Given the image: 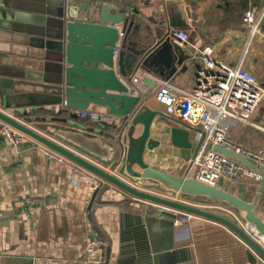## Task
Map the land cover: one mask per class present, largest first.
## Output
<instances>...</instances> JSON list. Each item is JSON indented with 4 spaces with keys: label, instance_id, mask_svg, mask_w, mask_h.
<instances>
[{
    "label": "water",
    "instance_id": "95a60500",
    "mask_svg": "<svg viewBox=\"0 0 264 264\" xmlns=\"http://www.w3.org/2000/svg\"><path fill=\"white\" fill-rule=\"evenodd\" d=\"M36 1L39 3L30 9L27 6H9L6 0H0V30L20 31L19 27L31 23L39 28L46 27L47 16L51 14L42 0ZM67 9L68 0H65V10L63 8L62 14L57 15L61 24L56 26L51 37H46L45 33L39 34L44 41L37 45L51 51L53 55L51 58L46 57V60L51 61H46L43 70L39 71L42 77L32 80L35 89L32 93H43L44 87L51 88L56 102L62 103L63 107L51 110L53 115L46 121L31 117L19 100L23 94L19 88L23 77L12 76L4 69L5 53L0 51V121L9 123L39 143L65 155L105 181L95 192L98 203L103 202L102 195L109 185H114L137 199L168 208V211L164 209L160 212L172 221L178 216L176 212L192 215L188 221L192 245L157 252H152V239L143 221L141 224L121 223V264H219L212 259L218 253H222L224 264H229L231 253L237 252H242L244 256L233 264H255L256 257L252 251L264 259V248L239 223L213 211L148 191L154 188L170 192L173 196L180 192L225 201L244 212L245 221L264 234V219L254 212L259 202L264 208L263 163L234 149L212 145L244 166L262 173L253 199L246 201L221 187L208 185L186 174L172 175L145 161L146 150L165 157L177 156L188 160L196 154L205 137L201 129L161 109L145 105L144 95L135 93L136 85L133 82L139 71L171 77L183 67L191 55L187 48L174 42L170 28L187 27L189 23L170 20L169 27L164 26L163 22L152 25L140 16L137 9L124 11L104 0L96 3L94 19L89 18L87 21L69 20L66 17ZM116 48L118 52H115ZM92 104L107 108L112 116L131 117L128 130L123 132L122 125L105 121H93L87 128L67 125L71 118L78 117L77 111L87 110ZM9 109H13L14 113H10ZM14 115L25 118L29 125L19 122L12 117ZM139 124L142 129L136 135ZM193 131L202 133L197 144L192 141ZM59 132L98 139L99 143L94 145L96 151L82 146L77 141L78 137L71 140ZM104 146L110 148L109 155L100 153ZM131 184H143L144 189ZM141 218L134 216V220ZM216 223L219 224L217 227L214 225Z\"/></svg>",
    "mask_w": 264,
    "mask_h": 264
},
{
    "label": "crops",
    "instance_id": "0c3cea01",
    "mask_svg": "<svg viewBox=\"0 0 264 264\" xmlns=\"http://www.w3.org/2000/svg\"><path fill=\"white\" fill-rule=\"evenodd\" d=\"M50 12L46 27L36 24H24L20 31L0 30V51L5 53L4 69L12 76L23 77L19 100L29 113L32 109L59 110L62 103H57L54 90L45 88L43 93L33 92L32 80L42 77L46 57L51 58V51L41 48V37H51L56 26L61 24L57 15L65 10V0H42ZM115 4L124 11L137 9L144 20L152 25L168 21H185L189 26L172 28L188 31L192 40L187 43L191 57L182 68L171 77L145 71L136 76L141 82L137 84L138 93L145 97L143 103L154 109L166 111V107L155 97L160 84L156 79H165L180 89L190 91L195 84V76L201 59L195 54L197 46L211 45L217 59L234 66L247 41V32L242 27L244 11L251 5L262 7L264 0H104ZM81 13L87 21L94 19L89 7L96 5L97 0H76ZM9 6L30 9L39 3L36 0H6ZM115 11H113L114 13ZM261 31L249 49L245 67L255 74L264 87V20ZM171 29V28H170ZM169 30V29H168ZM195 54V55H194ZM151 72V71H149ZM49 73V72H47ZM152 73V72H151ZM50 76V74H49ZM36 83V82H35ZM156 85V87H155ZM150 88V89H149ZM149 89V90H148ZM56 92V91H55ZM18 100V99H17ZM28 105V106H27ZM14 113L13 109L8 110ZM75 113V110H71ZM87 111L108 113V109L90 105ZM78 117L70 119V126L87 128L93 121ZM179 118L175 114H170ZM34 118V117H33ZM51 117L34 118L46 121ZM252 122L239 123L230 129L228 137L237 146L251 151H264V99ZM257 125V126H256ZM197 128V127H196ZM142 125L137 126L136 135ZM196 132H192V141L197 144ZM65 137L77 141L84 147L95 150L98 139L79 137L72 132H59ZM42 145L32 137H27L18 146L7 142L0 144V264H121L120 228L121 223L129 225L143 221L152 239V252L192 245V232L189 223L176 225L174 221L160 211L164 206L135 198L128 192L109 185L102 195V203L95 199V185L99 188L105 183L92 172L76 171L69 166L48 159ZM96 151V150H95ZM108 146L101 147L100 153L109 155ZM145 161L151 166L175 176L186 174V160L181 157H165L145 151ZM96 163V162H95ZM97 164V163H96ZM99 165V164H97ZM136 169H139L136 166ZM258 182L253 179L243 181L221 178L218 187L251 201L256 193ZM150 193L168 199L188 203L213 211L230 218L240 225L245 224L244 212L238 211L225 201L215 200L208 196L187 195L149 189ZM259 202L254 208L255 214L264 219V208ZM179 212L177 213V215ZM137 215L142 217L135 219ZM215 223V222H212ZM217 227L219 224H214ZM227 230L226 227H224ZM224 231V230H223ZM102 240L104 245L89 252L88 246L94 241ZM252 255L258 259L257 254ZM242 252L231 253L233 264L243 258ZM211 259V258H210ZM219 264H224L222 253H218ZM211 259V261H212ZM251 264V263H245Z\"/></svg>",
    "mask_w": 264,
    "mask_h": 264
},
{
    "label": "built area",
    "instance_id": "2783aa9c",
    "mask_svg": "<svg viewBox=\"0 0 264 264\" xmlns=\"http://www.w3.org/2000/svg\"><path fill=\"white\" fill-rule=\"evenodd\" d=\"M98 2H101V0H97ZM66 17L69 20L86 21L76 0H68ZM263 20L264 4L260 8L251 5L244 11L242 27L247 32V41L234 66L217 59L214 55L213 46L196 45L195 54L201 59V66L197 70L192 90L185 91L168 80L155 78L157 80L156 84H160L155 97L166 107L165 112L177 115L186 123L201 129L205 133V137L200 142L196 154L186 160V175L188 177H194L203 183L213 186H218L221 178L238 181L249 178L258 183L262 179L263 175L259 170L244 166L234 158L228 157L214 149L212 145H222L234 149L264 164V151L243 149L235 145L228 137L230 129L239 123L255 125L252 122L253 116L264 99V87L259 83L255 74L245 67L250 45L257 38L258 31H261ZM170 34L174 42L179 46L185 47L189 42L190 36L186 30L170 29ZM118 46L119 44H117ZM118 51V48H116L115 52ZM146 74L153 77L151 73ZM133 82L135 85L139 84L141 82L140 77L134 76ZM135 93H138L137 87H135ZM79 115L84 118H90L92 121H105L122 125L123 132H126L131 124V117L125 119L112 116L109 113L83 110L79 111ZM12 117L23 124L29 125L25 121L26 119L21 116L14 115ZM27 137L29 136L21 130L7 122L0 121V144L4 141L13 146H18ZM201 137L202 133L197 131L196 140L198 142ZM41 145L48 159L65 164L85 174L90 172L58 151L43 144ZM131 185L139 189L143 187L141 189H144L143 184ZM98 188L99 184H96L95 189ZM191 216L190 213L179 212L174 222L176 225L186 224ZM243 227L264 248V234H261L247 222H245ZM104 243L102 240L94 241L88 246V251H94L104 245ZM257 257L255 264H264V259L258 254ZM103 264H106L105 261H103Z\"/></svg>",
    "mask_w": 264,
    "mask_h": 264
},
{
    "label": "trees",
    "instance_id": "16d2710c",
    "mask_svg": "<svg viewBox=\"0 0 264 264\" xmlns=\"http://www.w3.org/2000/svg\"><path fill=\"white\" fill-rule=\"evenodd\" d=\"M29 115L34 118H39V117L43 118V117H51L53 115V112L50 109L45 110L44 108H39V109L35 108L29 112Z\"/></svg>",
    "mask_w": 264,
    "mask_h": 264
},
{
    "label": "rangeland",
    "instance_id": "374dc122",
    "mask_svg": "<svg viewBox=\"0 0 264 264\" xmlns=\"http://www.w3.org/2000/svg\"><path fill=\"white\" fill-rule=\"evenodd\" d=\"M89 12H90V14H94V12H95V6H93V8H92V5L89 7Z\"/></svg>",
    "mask_w": 264,
    "mask_h": 264
}]
</instances>
